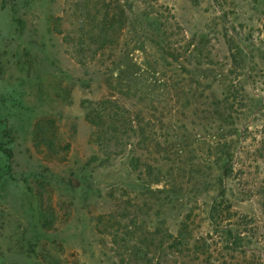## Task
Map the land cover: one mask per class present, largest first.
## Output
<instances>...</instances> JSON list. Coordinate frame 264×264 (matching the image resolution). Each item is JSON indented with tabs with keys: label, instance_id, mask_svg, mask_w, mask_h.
Instances as JSON below:
<instances>
[{
	"label": "rangeland",
	"instance_id": "1",
	"mask_svg": "<svg viewBox=\"0 0 264 264\" xmlns=\"http://www.w3.org/2000/svg\"><path fill=\"white\" fill-rule=\"evenodd\" d=\"M219 189L264 263V0H0V264H234Z\"/></svg>",
	"mask_w": 264,
	"mask_h": 264
},
{
	"label": "trees",
	"instance_id": "2",
	"mask_svg": "<svg viewBox=\"0 0 264 264\" xmlns=\"http://www.w3.org/2000/svg\"><path fill=\"white\" fill-rule=\"evenodd\" d=\"M104 24H109L111 20L106 17ZM233 60H236L237 53H231ZM87 119L94 127L93 135L97 136L98 139L101 137H106L105 130L101 131L104 126L108 123L107 115L104 114V111H96L95 113H88ZM102 134L104 136H102ZM34 140L38 144H46L48 149L53 148L52 139L48 137V132L45 130V126L42 121H37L34 127ZM220 190V189H219ZM223 192L218 191L217 197H214L210 200L209 209H208V220L211 222L212 226L215 229L217 240L221 245L222 251H228L231 253L229 259L233 260L235 254H238V259L234 264H264L262 262L263 255L262 249L257 245V247H249V240L246 239V229L247 225L250 224L248 217H240L239 222L234 220L235 213L231 211V206L226 199L223 197ZM237 222V223H236ZM186 226L183 225L176 237H172V242L170 243L172 248H175L179 253L190 251L189 248V237L186 233ZM256 228H253L250 232L251 235H247L250 238L253 237L259 242L260 235H256ZM249 232V233H250ZM169 236V235H168ZM171 237V236H170ZM169 238V237H168ZM210 240V237H206V240ZM252 239V238H251ZM206 240L201 238L198 241H194L193 244V253L198 259L200 256L208 252V246ZM215 238H212L211 241L214 242ZM254 240V241H255ZM200 243L201 247H196ZM259 244V243H258ZM264 244V243H263ZM141 254L144 255L145 259L150 255L149 249L147 246L141 244ZM206 247L207 249L203 248ZM203 248V249H200ZM264 249V245H263Z\"/></svg>",
	"mask_w": 264,
	"mask_h": 264
}]
</instances>
